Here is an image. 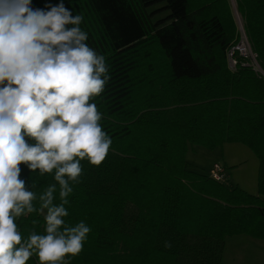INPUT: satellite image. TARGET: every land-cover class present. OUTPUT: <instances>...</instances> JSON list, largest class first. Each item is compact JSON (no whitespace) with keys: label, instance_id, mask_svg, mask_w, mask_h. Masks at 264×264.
Segmentation results:
<instances>
[{"label":"trees","instance_id":"trees-1","mask_svg":"<svg viewBox=\"0 0 264 264\" xmlns=\"http://www.w3.org/2000/svg\"><path fill=\"white\" fill-rule=\"evenodd\" d=\"M63 3L83 15L87 43L110 66L111 79L93 102L113 141L99 166L81 161V182L68 197L66 223L91 228L69 264H227V237L264 240V0ZM234 10L260 70L237 50L230 65L228 53L241 39ZM233 142L259 159L255 194L186 160L192 145ZM21 178L29 187L35 179L38 192L55 182L23 164ZM16 223L25 237L44 231L37 213ZM26 264H39L38 257Z\"/></svg>","mask_w":264,"mask_h":264},{"label":"clouds","instance_id":"clouds-1","mask_svg":"<svg viewBox=\"0 0 264 264\" xmlns=\"http://www.w3.org/2000/svg\"><path fill=\"white\" fill-rule=\"evenodd\" d=\"M83 20L63 0L45 8L0 0V264H26L33 255L39 264H69L91 231L83 220L64 219L81 161L99 166L113 142L93 102L111 79L110 66L87 43ZM21 164L55 182L34 191ZM32 213L43 216L44 231L25 237L16 221Z\"/></svg>","mask_w":264,"mask_h":264},{"label":"rangeland","instance_id":"rangeland-1","mask_svg":"<svg viewBox=\"0 0 264 264\" xmlns=\"http://www.w3.org/2000/svg\"><path fill=\"white\" fill-rule=\"evenodd\" d=\"M235 19L240 27V16L234 10ZM190 148V147H189ZM187 161L198 163L193 167L204 174H209L213 164L218 162L225 168V185H238L249 193L258 191L259 159L256 154L243 143H225L215 149L198 147L197 153L188 149ZM190 160V161H189ZM229 187V186H228ZM262 239L247 234H237L226 238L223 261L227 264H254L262 250L259 243Z\"/></svg>","mask_w":264,"mask_h":264},{"label":"built area","instance_id":"built-area-1","mask_svg":"<svg viewBox=\"0 0 264 264\" xmlns=\"http://www.w3.org/2000/svg\"><path fill=\"white\" fill-rule=\"evenodd\" d=\"M241 21V19H240ZM240 27H241V39L239 43L234 46L228 53L229 55V61L230 65L234 67L237 63V61L234 59V51L237 50L238 53L243 56V57H251L254 62L256 63V69L260 70V68L257 65V62L255 60V55L251 50L249 41L246 37V34L244 32L242 22H240ZM209 175L216 181L223 182L225 180V168L218 162L214 163L212 168L209 171Z\"/></svg>","mask_w":264,"mask_h":264},{"label":"crops","instance_id":"crops-1","mask_svg":"<svg viewBox=\"0 0 264 264\" xmlns=\"http://www.w3.org/2000/svg\"><path fill=\"white\" fill-rule=\"evenodd\" d=\"M198 147H202V146H197V145H192V146H190V148L189 149H191L193 152H195V153H197V151H198ZM186 160H188L187 159V155H186ZM190 161V160H189ZM188 162V161H187ZM189 164H190V166L192 167V168H194V167H197L198 166V163H194V162H192V161H190V162H188ZM194 167H193V166ZM195 169V168H194ZM229 187H232V186H230V185H228ZM264 241V240H263ZM257 243H259V248L262 250V253L259 255V257H257V258H255V263L254 264H264V242H257Z\"/></svg>","mask_w":264,"mask_h":264}]
</instances>
